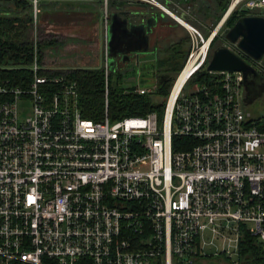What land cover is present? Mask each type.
<instances>
[{
	"label": "built area",
	"instance_id": "1",
	"mask_svg": "<svg viewBox=\"0 0 264 264\" xmlns=\"http://www.w3.org/2000/svg\"><path fill=\"white\" fill-rule=\"evenodd\" d=\"M242 6L264 14V0H229L203 49L184 24L195 48L161 117L81 116L75 81L39 62L31 41L27 81H0V264H192L217 255L238 264L243 234L264 241V116L254 119L243 103L240 71L207 70L218 75L213 92L185 85L224 18ZM262 57L250 64L264 77ZM144 64L132 63L122 90L156 88L161 75ZM100 66L106 104L109 73L128 65L109 69L104 56ZM173 137H182L177 147Z\"/></svg>",
	"mask_w": 264,
	"mask_h": 264
},
{
	"label": "trees",
	"instance_id": "2",
	"mask_svg": "<svg viewBox=\"0 0 264 264\" xmlns=\"http://www.w3.org/2000/svg\"><path fill=\"white\" fill-rule=\"evenodd\" d=\"M116 1L105 0L106 7L109 10L120 7L121 5H117ZM176 2L181 6L188 7L191 15L188 23L198 26L200 29L204 27V33H207L205 31H208L209 27L219 19L229 0H176ZM154 8L159 11L162 24L166 23V25L161 26L171 28L159 40L154 41L152 45L154 58L152 62L148 63L162 77L164 76L161 82L154 90L143 93H138L131 89L119 90L116 88V83H114L111 86L109 85L105 104L101 66L69 67L65 74L67 78L75 81L77 91L76 105L81 116L99 120L103 117L105 110L109 119L141 115L149 111H155L156 115L161 117L164 100L173 80V75L181 68L188 48L187 37L178 30L180 28L178 22L156 6ZM30 11V0H0V81L7 80L9 84L22 85L28 79L26 63L31 61L33 53V44L27 40L26 34L30 24ZM249 13H260V11L243 6L240 8L236 7L230 11L210 39L203 65L191 73L185 85L197 82L206 85L210 92L218 90V84L215 82L218 75L205 70L204 64L207 62L210 50L221 43L224 38V32L232 22L238 16ZM207 19L211 20L209 27H207ZM55 42L51 38L35 42L39 62H41L42 58V49L55 44ZM248 60L250 63L252 62L249 57ZM249 110L252 117H255L254 119L264 116V112H259L258 109ZM259 126L260 123L257 122V127L259 128ZM180 138L182 137H173V147H177L176 141ZM237 253L238 264H264V241H260L255 236L245 233L239 240ZM222 258L226 264H230L223 256ZM177 263V259L173 257L172 264ZM151 264L160 263L152 261Z\"/></svg>",
	"mask_w": 264,
	"mask_h": 264
},
{
	"label": "rangeland",
	"instance_id": "3",
	"mask_svg": "<svg viewBox=\"0 0 264 264\" xmlns=\"http://www.w3.org/2000/svg\"><path fill=\"white\" fill-rule=\"evenodd\" d=\"M45 1V2H44ZM47 1V2H46ZM59 0H37L36 2V7H35V18H30V24L28 26L27 29V40L32 41L34 40V42L39 41L41 39H54L56 42L55 44H53L52 47L49 48V51L46 52V49L43 48V52H42V58H41V63H48L49 61H55L54 63H51L52 66H55L57 68H65L66 66H100L101 63H63L61 62L62 58H60V55L56 54L57 53V49L60 51V48L62 49V47L64 46V42L67 41L68 39H71L72 37H67L64 36L62 33V30L66 25H68V33H73L76 31V40L77 42L74 43H78L76 44L77 47L73 48L72 53L70 54V57L72 58H76L74 53H76V51H81V52H87L89 55H94L95 57H97L98 52H99V60L104 62V43L105 41H103V36L98 38L99 41H97L99 43V50L98 47L95 48L94 47V43L98 33V30L96 28H98L96 26L95 28V32L90 33L91 27L95 26V20H96V16H99L96 12L92 13L87 11L86 9H77L74 12H70L68 13V17L67 20L64 18L63 15H58L59 12H57V10H55L56 5L58 4ZM87 1V2H86ZM89 1H93L96 4L92 5ZM169 1H173L176 2V0H169ZM62 2H68V4L71 2L73 4H75V6L77 7L78 5H82L85 2L87 4L84 5H89V8L94 7V9L99 8V14L101 12V15L103 17V11H104V4H103V0H62ZM155 4V3H154ZM91 5V6H90ZM121 6H129V7H135L137 8L138 6H145L144 2L142 0H121ZM32 6V5H31ZM47 8H45V7ZM33 7V6H32ZM32 7H31V11H32ZM107 8V7H106ZM227 8V6H226ZM54 9V10H53ZM159 9V8H158ZM49 10V12H47ZM233 10V9H232ZM30 11V12H31ZM225 11V10H224ZM106 12L108 14L109 9H106ZM93 14V15H92ZM223 14V13H222ZM49 16L50 19H52V25H48L47 21V17ZM58 16H61L58 19ZM108 16V15H107ZM176 16L178 17V15L176 14ZM222 15L219 17L218 20H216L211 26V20L206 21L207 23V27H209L208 31H205L207 33H204V27H202L203 29H200L198 26H193L194 28H196L199 32V34L201 35V38L196 39V42H200L201 39L204 40L205 38H207L210 34V31L214 30L217 27V23L218 21L221 19ZM178 20V24L179 27L178 30L183 32L186 37V43H187V53L189 51V49H194L195 46H193V43L191 42V38L190 35L188 33V30L186 29L184 24H190L188 22H185L183 20ZM205 22V21H204ZM203 22V24H204ZM58 23H63L62 26L59 27ZM101 22L98 19V26H100ZM162 25H166L162 24ZM191 25V24H190ZM204 26V25H203ZM206 26V25H205ZM63 27V28H62ZM178 27V26H177ZM76 29V30H74ZM100 29V28H98ZM171 28H167L165 26H160L159 27V35L162 37L163 34H166ZM79 30V31H77ZM168 30V31H167ZM203 31V32H202ZM79 33H81L79 35ZM71 35V34H70ZM195 42V45H196ZM201 43V42H200ZM90 44H92L90 46ZM209 45V42H208ZM207 45V48H208ZM90 46V48H89ZM87 50V51H86ZM187 55V54H186ZM69 59V56L68 58ZM186 59V57H185ZM185 59L182 62V65L185 63ZM189 60V59H188ZM187 63V62H186ZM181 65V67H182ZM186 65V64H185ZM143 66H148V64H144ZM185 67V66H184ZM133 69V65L132 63H128L127 67H122V68H118L116 69L114 72L109 73V85L111 86L112 84V80L117 79L116 80V88L117 89H123V79L124 77H129L131 76V71L130 69ZM141 69V74H143V69ZM180 70V68L177 70L176 73H178ZM114 73L117 74L118 78H115ZM173 75V79L176 77L177 74ZM145 76V75H144ZM179 76V75H178ZM177 76V78H178ZM111 78V79H110ZM176 78V80H177ZM176 80H175V84H176ZM145 86H149V82L148 81H143V83ZM247 108L254 110V109H258L259 112H264V90L261 94L260 97H258L257 99H255L253 102L249 103ZM20 110H21V115H24L26 110H27V103L23 102L20 104ZM207 260H210L212 264H223L224 263V259L222 258L221 255L219 256H212V257H206ZM219 259L221 260V262H215L214 260Z\"/></svg>",
	"mask_w": 264,
	"mask_h": 264
},
{
	"label": "water",
	"instance_id": "4",
	"mask_svg": "<svg viewBox=\"0 0 264 264\" xmlns=\"http://www.w3.org/2000/svg\"><path fill=\"white\" fill-rule=\"evenodd\" d=\"M147 25V24H146ZM145 23H126L118 11L109 13L106 25L104 49L109 69L113 68L112 60L116 55L127 52L137 53L147 47ZM226 43L215 45L209 53L205 69L240 71L243 86L242 101L245 105L260 97L264 90V77L257 72L242 54L264 64V14L249 13L238 16L224 32ZM242 52V54H240Z\"/></svg>",
	"mask_w": 264,
	"mask_h": 264
},
{
	"label": "flooded vegetation",
	"instance_id": "5",
	"mask_svg": "<svg viewBox=\"0 0 264 264\" xmlns=\"http://www.w3.org/2000/svg\"><path fill=\"white\" fill-rule=\"evenodd\" d=\"M146 5V12L143 10H136L135 12L133 11L131 7H126V6H120L117 7L116 9H110L108 12V19L107 23L109 20V13L111 11H118L122 17L126 19V23H145L146 26L149 27V31L147 32V47L144 50H140L137 53L135 52H127L125 54L116 55L112 62L113 67L114 66H120L122 64H127L128 63H150L152 62L154 58V50L152 49V45L155 40H159L161 36L159 35V27L162 25L161 24V19H160V13L157 11L154 7L156 6L159 8V10L165 12L162 10L158 5L154 4L151 1L147 0H142ZM159 2L161 6H164L166 11H170L174 14H177L180 18H182L185 22H189V19L191 18V15L189 13V9L187 6H181L178 4V2H173L169 0H156ZM153 5V6H151ZM144 6V5H143ZM167 11V12H168ZM168 12V13H170ZM166 13V12H165ZM226 43L228 44L225 39L223 38L221 43ZM229 46L233 47V44H228ZM105 57H106V63H108V59L106 56V53L104 52ZM243 56H246L245 54ZM245 59L248 60V57H244ZM155 70V69H154ZM157 72V71H156ZM158 73V72H157ZM162 78L158 80V83H160ZM258 98V97H257ZM255 98V99H257ZM253 99V101L255 100ZM252 101V102H253Z\"/></svg>",
	"mask_w": 264,
	"mask_h": 264
},
{
	"label": "crops",
	"instance_id": "6",
	"mask_svg": "<svg viewBox=\"0 0 264 264\" xmlns=\"http://www.w3.org/2000/svg\"><path fill=\"white\" fill-rule=\"evenodd\" d=\"M45 2V1H44ZM47 2V1H46ZM87 2V1H86ZM84 3V4H87V3ZM92 5H94V4H96L95 2H93V1H89ZM158 2V1H157ZM159 3V2H158ZM84 4H82V5H78L77 7L75 6V4H73V3H69L68 4V2H62V0H59L58 1V4L56 5V9L55 10H57V12H59L58 13V15H63L64 16V18L67 20V15H68V13H70V12H74V11H76L77 9H86L87 11H89V12H92V13H94V12H96L99 16H96V20H95V26H92L91 27V30H90V32H89V34L90 33H94L95 32V28H96V26L98 27V28H100V29H98V28H96L97 30H98V33H97V38H96V40H95V42H93L94 43V47L95 48H97L98 46H99V43L97 42V41H99V37H100V35H101V37L103 36L104 38H103V41H105V36H106V27L104 28V25H103V21H102V15H101V12H100V14H99V8H98V10L97 9H94V7H92V8H89V5H84ZM116 4L117 5H119V4H121V0H117L116 1ZM145 4V3H144ZM116 5V6H117ZM146 5V4H145ZM91 6V5H90ZM95 6V5H94ZM45 7V6H44ZM126 7H129V6H126ZM162 10H164L165 12H166V14H168L173 20H175L176 22H178V20L177 19H179L180 20V17L178 16H176V14H174V13H172V12H170V11H168V12H170V13H168L167 11H166V9L164 8V6H159ZM45 8H47V7H45ZM132 9H134L133 11L135 12L136 10H143V11H145L146 12V7L145 6H138L137 8H135V7H131ZM54 10V9H53ZM47 12H49V10L47 11ZM93 15V14H92ZM61 16H58V19L60 18ZM47 19H48V21H47V23H48V25H52V19H50L49 18V16L47 17ZM98 19L100 20V22H101V24H100V26H98ZM181 20H183L182 18H181ZM184 21V20H183ZM161 24H162V22H161ZM58 25H59V27L60 26H62L63 25V23H58ZM95 27V28H94ZM63 28V27H62ZM62 30V33H63V35L64 36H67V37H72L71 39H68L67 41H65L63 44H64V46L62 47V49L60 48V51L57 49L56 51H57V53L56 54H58V55H60V58H62V60H61V62H63V63H103V61H100L99 60V52H98V55H97V57H95L94 55H89L87 52H81V51H76V53H74V55H75V57L76 58H72V57H70V54L72 53V51H73V48L74 47H77V45L76 44H78V43H74V42H77V40H76V31L75 32H73V33H68V30H69V28H68V25H66L63 29H61ZM74 30H76V29H74ZM169 30V29H168ZM167 30V31H168ZM77 31H79V30H77ZM71 34V35H70ZM81 33H79V35H80ZM92 44H90V46H91ZM53 45H51V46H48V47H45V49H46V52H48L49 51V48L50 47H52ZM90 46H89V48H90ZM100 48L98 47V50H99ZM105 50V49H104ZM87 51V50H86ZM74 52V51H73ZM68 56H69V59H67L68 58ZM55 61H49L48 63H54ZM69 67H76L75 65H73V66H66L65 68H61V69H65V70H67V68H69ZM80 67V66H79ZM161 78H163L162 76H160ZM215 262H221V260H219V259H216V260H214ZM192 264H212L211 263V261L210 260H207L206 258H199V259H196L195 261H194V263H192ZM223 264H226L225 262L223 263Z\"/></svg>",
	"mask_w": 264,
	"mask_h": 264
},
{
	"label": "bare ground",
	"instance_id": "7",
	"mask_svg": "<svg viewBox=\"0 0 264 264\" xmlns=\"http://www.w3.org/2000/svg\"><path fill=\"white\" fill-rule=\"evenodd\" d=\"M232 5V4H231ZM230 5V7H231ZM206 43V41L203 40V45L201 46L200 49H203L204 47V44ZM193 55H191V57L189 58V60H187V63L185 65V67L183 68V70L181 71V73L179 74L177 80H176V84L174 82V85H173V90H172V93H171V96L174 94V92L176 91V89L178 88V86L180 85V83L182 82V79L184 77V75L186 74L187 70L189 69V64L190 63H193Z\"/></svg>",
	"mask_w": 264,
	"mask_h": 264
}]
</instances>
